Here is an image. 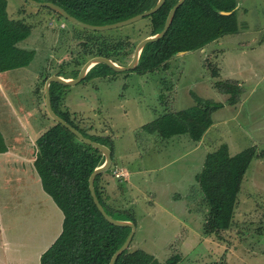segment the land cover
<instances>
[{
  "label": "rangeland",
  "instance_id": "obj_1",
  "mask_svg": "<svg viewBox=\"0 0 264 264\" xmlns=\"http://www.w3.org/2000/svg\"><path fill=\"white\" fill-rule=\"evenodd\" d=\"M7 1L11 18L33 26L19 47L35 51V58L27 67L0 74V154L11 145L4 122L14 121V111L28 121L32 148L55 125L46 109L50 77L74 79L76 71L101 57V50L116 53L115 44L125 35L134 45L133 59L138 44L149 35L142 20L112 30L107 42L105 36L89 42L73 24L45 9L26 0ZM237 1L238 34L175 56L167 70L146 75L122 72L62 90L60 111H69L88 134L113 141L112 172L102 186L114 209L136 219L131 250H143L161 263L179 257L177 264H264V156L254 159L247 171L233 227L221 235L204 234L209 209L197 182L207 155L222 144L229 146L231 155L250 147L264 154V0ZM131 58L117 64L127 66ZM209 66L219 70V78L213 77ZM220 80L241 83L238 105L230 106L228 96L215 90L214 83ZM194 95L224 104L199 143L188 135L162 140L144 131V125L160 116L195 106ZM43 190L38 185L29 197L35 204L27 206L0 190V264L7 263L1 246L4 235L10 243H25L20 249L28 260L24 264H40L39 254L60 233L62 211L45 191L41 194ZM16 255L13 250L11 256Z\"/></svg>",
  "mask_w": 264,
  "mask_h": 264
},
{
  "label": "trees",
  "instance_id": "obj_2",
  "mask_svg": "<svg viewBox=\"0 0 264 264\" xmlns=\"http://www.w3.org/2000/svg\"><path fill=\"white\" fill-rule=\"evenodd\" d=\"M35 1L54 3L79 21L104 26L147 12L154 8L159 0ZM178 1L166 0L157 13L143 19L149 30L148 37L163 31L169 13ZM42 9L69 22L51 9ZM224 12L228 14L225 15ZM238 13L237 0H186L177 10L165 37L144 48L137 68L131 72L146 75L161 69L167 70L170 60L177 54L202 50L226 35L238 34ZM72 26L82 31L89 42L94 40V36H105L106 42L113 37L111 35L113 31L92 32L74 24ZM32 29L33 26L25 20L11 18L8 14V1L0 0V74L27 67L35 58V51L19 47V44L31 35ZM115 47L118 50L116 53L103 49L98 56L109 58L116 63H120L124 57H132L134 45H131L129 35L122 36ZM123 50L125 52L121 55ZM211 67L209 66V69L213 77L219 78V70ZM79 74L80 70L76 71L74 78H77ZM112 74L117 72L105 64H99L91 69L83 82L108 78ZM59 76L63 77L60 74ZM66 87L59 83L50 85L54 112L86 138L108 146L114 161V145L109 137L88 134L72 119L69 111H60L62 90ZM214 88L228 96L227 103L230 106L239 104L243 94L240 82L220 80L214 83ZM194 98L195 106L160 116L144 125V131L162 140L188 135L191 141L199 143L214 124L213 114L224 104L199 96ZM34 156L35 170L40 177L43 189L63 214L62 232L42 254L40 264H110L113 255L127 240L131 228L110 224L94 203L89 181L93 172L104 164L103 154L80 141L66 127L55 121V125L36 141ZM263 156L264 154L256 152L255 147L231 155L227 144H222L217 150L207 155L197 180L209 209L204 225L206 236L221 235L233 227L245 175L254 159ZM111 172L110 169L96 178L97 197L105 211L114 219L137 224L132 213L114 209L108 202V197H105L102 182L103 178ZM178 261L179 257H174L166 263H161L143 250L132 251L129 248L118 258L116 264H177Z\"/></svg>",
  "mask_w": 264,
  "mask_h": 264
},
{
  "label": "water",
  "instance_id": "obj_3",
  "mask_svg": "<svg viewBox=\"0 0 264 264\" xmlns=\"http://www.w3.org/2000/svg\"><path fill=\"white\" fill-rule=\"evenodd\" d=\"M26 1L29 2L30 4L36 6V7H39V8L51 9L54 12L60 14L64 19H66L70 23H72L76 26H79L85 30L92 31V32L112 31V30H117V29L125 28V27L131 26L133 24H136V23L142 21L144 18L149 17V16L157 13L164 6V4L166 2V0H159L158 3L156 4V6L154 8H152L151 10L144 12L142 14H139L137 16H134L130 19H127V20H124L121 22H117L114 24H109V25H104V26H95V25H90V24H86L82 21H79L78 19L74 18L69 13H67L63 8H61L60 6H58L54 3H49V2L41 3V2H37L35 0H26ZM185 1L186 0H179L178 3L172 8V10L170 11L169 16L167 18L165 27L161 33L154 35V36L147 37L138 44V46L135 50L133 59L131 60V62L127 66H120L116 62H114L113 60L106 58V57H96V58H92L82 68V70L80 71V74L78 75L77 78L65 79L62 76H52L46 82V86H45L46 109H47L49 116L53 120H55L57 123L66 127L80 141L84 142L85 144H87L89 146L94 147L95 149L99 150L103 154V156H105L104 164L102 166L98 167L93 172V174L90 177V181H89L90 182V192H91V195L93 197V200H94L96 207L98 208L100 213L103 215V217L110 224L117 226V227H129V228H131V233L129 234L127 240L125 241L123 246L119 250H117V252L113 255V257L110 261V264H116L118 258L125 251H127L130 248L132 241H133V238H134V235L137 231V225L133 222H130V221H121V220L114 219L112 216H110L105 211V209L101 205V203L97 197L96 191H95V180L99 175L104 174L105 172L110 170L112 163H113L112 151L108 146L100 144V143L95 142V141H92L89 138H86L81 132H79V130L74 128L72 125H70L68 122H66L64 119L59 117L54 112L53 106H52L51 94H50V85L52 83H59V84L64 85V86H75V85L79 84L80 82H82L86 78L87 74L91 71V69L94 68L95 66L99 65V64H105L117 73L129 72V71L135 70L137 68L139 62H140V58H141V55L143 53L144 48L148 44L153 43V42H157V41H159L165 37L166 33L169 31V29L173 23V20L175 18L177 10L185 3ZM223 14L226 15L228 13L224 12ZM185 53H188V52L179 53V54H177V56L181 55V54H185Z\"/></svg>",
  "mask_w": 264,
  "mask_h": 264
},
{
  "label": "crops",
  "instance_id": "obj_4",
  "mask_svg": "<svg viewBox=\"0 0 264 264\" xmlns=\"http://www.w3.org/2000/svg\"><path fill=\"white\" fill-rule=\"evenodd\" d=\"M239 6L240 5L238 4V10ZM14 114L15 119L12 118L14 119V121L10 120L9 122H4L7 126V130L9 131V136L7 137L12 141L10 142L11 145L9 144L10 148L6 152L0 154V190L4 189L6 195L8 197L15 198V202L19 205L27 206L30 202H32V204H35V202L31 200V196L34 194L35 189H38V185H41L42 189L43 186L34 166V147L32 148V144H29L28 141V137L31 135L27 126L28 121L25 117H22V115L18 114L16 111H14ZM11 125L14 126L15 130ZM20 130H24L26 135H23ZM28 144L30 145L29 149L27 148ZM41 194H44V190L43 192L41 191ZM46 196L49 197L48 195ZM11 202L12 201H9L7 202V204H10ZM25 216L26 209L23 211V215H21L20 217L24 218ZM61 222L63 223V216ZM61 231L62 229L60 230V233L56 235L54 242L61 234ZM47 232L49 233V231ZM0 235H3L1 227ZM24 245L25 243L19 245H17V243L15 242L10 243L8 242V240H5L4 235L1 246L4 254L6 255L7 263L5 264H24L25 261H28L25 257H23L22 254H20V249ZM13 250L18 253L16 257L11 256V252H13ZM43 253L39 254L40 259Z\"/></svg>",
  "mask_w": 264,
  "mask_h": 264
}]
</instances>
